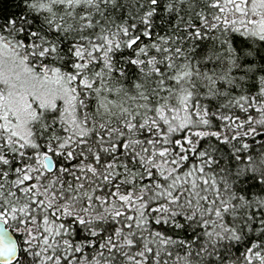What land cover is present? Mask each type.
Listing matches in <instances>:
<instances>
[{"label": "snow or ice", "instance_id": "6c2138e0", "mask_svg": "<svg viewBox=\"0 0 264 264\" xmlns=\"http://www.w3.org/2000/svg\"><path fill=\"white\" fill-rule=\"evenodd\" d=\"M0 264H264V0H0Z\"/></svg>", "mask_w": 264, "mask_h": 264}, {"label": "trees", "instance_id": "16d2710c", "mask_svg": "<svg viewBox=\"0 0 264 264\" xmlns=\"http://www.w3.org/2000/svg\"><path fill=\"white\" fill-rule=\"evenodd\" d=\"M8 228H9L13 233H15V226L9 224V225H8ZM16 238L18 239L19 237H16ZM21 247H23V245H21Z\"/></svg>", "mask_w": 264, "mask_h": 264}, {"label": "water", "instance_id": "95a60500", "mask_svg": "<svg viewBox=\"0 0 264 264\" xmlns=\"http://www.w3.org/2000/svg\"><path fill=\"white\" fill-rule=\"evenodd\" d=\"M9 234L13 235L14 233L9 229ZM14 238H16V236H14Z\"/></svg>", "mask_w": 264, "mask_h": 264}]
</instances>
